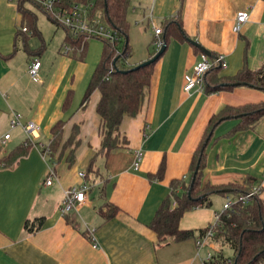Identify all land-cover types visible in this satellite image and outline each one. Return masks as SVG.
Masks as SVG:
<instances>
[{"label": "crops", "instance_id": "0c3cea01", "mask_svg": "<svg viewBox=\"0 0 264 264\" xmlns=\"http://www.w3.org/2000/svg\"><path fill=\"white\" fill-rule=\"evenodd\" d=\"M18 1L0 0V160L28 138L22 125L11 126L14 112L21 113L23 121L40 126L35 143L48 144L51 128L59 119L68 121L66 132L80 123L81 143L73 166L63 160L57 164L58 178L52 185L44 184L49 164L35 145L12 166L0 165V264H205L207 250L198 251L197 240L214 212L221 210L215 200L222 197L225 202L227 197L215 194L212 206L184 214L181 228L196 231L190 239L161 241L150 222L171 193L172 180L189 177L194 151L210 117L226 106L264 100V90L247 85L187 92L184 76L201 53L191 41L207 48L212 57L225 55L224 75L236 74L245 63L253 69L263 66L264 0L130 1L129 21L146 41V51L133 64L150 59L154 29L168 19H179L189 40L171 38L155 65L142 109L123 119L129 148L116 149L107 158L97 157L98 171L106 181L98 178L101 184L72 215H62L60 207L64 190L82 181L78 172L87 171L100 148L101 118L96 110L100 93L94 91L85 106L73 98L64 109V101L70 89L75 93L86 85L94 65L63 49L64 29L51 44L42 38V47L31 43V37L26 41L20 32L23 16ZM239 10H249L250 18L235 33L232 28ZM34 59L41 61L40 81L29 73ZM238 122L239 118L230 117L215 128L207 147L204 179L228 184L255 177V185H263L260 196L264 201V117L253 128L231 133ZM8 133L10 139L3 142ZM138 148L145 156L136 170L133 162ZM99 158L104 159L105 170ZM160 167L161 176L157 174ZM96 187L101 188L98 201ZM108 201L119 210L105 220L100 209ZM38 217H44L43 226L27 231L25 222Z\"/></svg>", "mask_w": 264, "mask_h": 264}, {"label": "trees", "instance_id": "16d2710c", "mask_svg": "<svg viewBox=\"0 0 264 264\" xmlns=\"http://www.w3.org/2000/svg\"><path fill=\"white\" fill-rule=\"evenodd\" d=\"M93 1L96 5L95 9L103 11L106 19L112 27L117 29L120 36V39L114 42L109 39L99 38L105 43L102 59L96 66L81 101L82 106H85L94 91L98 90L100 93L96 107L97 113L101 118L100 148L92 159L86 174L91 181L96 182L99 178L104 183L106 180L97 168V157L101 155L107 158L116 149L129 148V138L121 127L123 119L126 116H136L142 109L150 91L155 65L161 56L156 61L135 69L137 64H131L128 60L131 55L129 44L131 23L128 18L131 0ZM18 3L19 10L23 16L22 26L28 29L27 31H23L22 28L20 30L21 33L26 35V41L32 36L41 35L38 25V13L27 6L31 2L29 0H19ZM32 5L37 10L44 12L49 20L64 29L65 38L63 44H67L70 47L67 53L84 60L89 46L88 39L85 40L83 36L71 34L67 28L59 25L40 6ZM162 29V38L167 45L166 50L171 38L180 41L189 40L179 19H168ZM197 50L202 52L199 47H197ZM156 53L157 51L153 47L150 51V58ZM222 70V66L214 64L206 72L204 76V90L206 92L231 89L240 85L264 90V65L253 69L245 63L234 75H222ZM73 93V89L68 91L64 101V109H68L71 104ZM230 117L239 118V122L231 130V133L253 128L264 117V100L246 105L226 106L218 114L210 117L203 137L194 151L189 177L172 180L171 193L161 202L154 218L150 222V227L156 232L161 241L169 237H174L177 240L193 238L195 230L183 229L180 226L181 219L187 211L201 206H212V197L215 194L224 197L230 195L240 196L248 193L255 185L257 179L252 176H247L242 182L228 184H213L204 179L207 167V147L214 136V130L218 124ZM67 123V120L59 119L51 128L49 141L51 149L50 163L56 171L57 164L62 160L67 162L70 167L75 164L76 150L81 143L80 123L75 122L71 129L66 132ZM32 145L31 143L25 144L24 141L2 158L0 165L12 166L18 161L20 156L27 153ZM158 171L157 174L161 176L163 167H160ZM104 206L108 208L106 211L103 210ZM118 210V206L108 201L101 206L100 213L105 220H108ZM44 220V217H38L33 220L28 219L25 222V229L29 232H34L43 226ZM223 222L224 226L219 231V236L223 243L233 250V264H264V201L261 196L252 197L248 203H238L234 210L224 214ZM204 232L205 230H203L201 235ZM221 262H224V259Z\"/></svg>", "mask_w": 264, "mask_h": 264}, {"label": "built area", "instance_id": "2783aa9c", "mask_svg": "<svg viewBox=\"0 0 264 264\" xmlns=\"http://www.w3.org/2000/svg\"><path fill=\"white\" fill-rule=\"evenodd\" d=\"M32 4L40 6L61 26L67 28L71 34L75 36H83L85 40L90 38H105L114 42L120 39L117 29L111 26L109 21L103 14L102 10H96L95 2L93 0H29ZM30 3V4H31ZM250 18L249 10H239L236 13L235 21L233 24V31L239 33L243 26L248 22ZM23 31H27V27H21ZM155 38L153 40V47L156 51H159L165 44L162 38V27H156L154 29ZM63 49L68 52L70 47L67 44H63ZM226 66L225 55L219 54L215 58H210L208 54L201 52L199 60L194 65L191 71L187 72L184 76L185 86L184 89L187 92L198 88L204 90V76L206 72L214 65ZM41 67V61L34 59L29 67V73L34 80H42V76L39 73ZM22 125L27 133L28 138L25 140V144H34L39 138L40 126L34 121H23L21 113L14 112L11 119V126L17 127ZM11 134L8 133L4 136L3 142L10 139ZM43 158L48 162V175L44 180L45 185H52L58 178L57 171L51 166L50 154L51 149L48 144L37 143ZM145 152L142 148H138L134 151L133 168L139 169L141 162L143 161ZM78 176L81 178V182L77 185H72L64 190V197L60 207L62 215H68L72 212H77L80 206L85 204L89 199L90 192L95 186L101 184L100 181L93 182L87 178L86 171H79ZM263 185L262 183L256 184L252 189L240 196H228L223 204L221 210L214 212L213 220L206 227L205 232L197 240L198 251L206 248V254L204 257L205 264H233V255L225 254V247L227 244L223 243L219 236V231L223 228V216L226 212H230L235 209L236 205L240 202L248 203L252 197L261 195ZM96 245V244H95ZM224 259V262L221 260Z\"/></svg>", "mask_w": 264, "mask_h": 264}, {"label": "rangeland", "instance_id": "374dc122", "mask_svg": "<svg viewBox=\"0 0 264 264\" xmlns=\"http://www.w3.org/2000/svg\"><path fill=\"white\" fill-rule=\"evenodd\" d=\"M28 5L29 7H31L38 13V24L42 31L41 37H39L38 35H35L31 37L30 42L35 44L36 47H42L43 39L45 40L46 43L51 44L52 40L57 36L55 34H57V32L61 34V32H63V28L57 26L54 22L49 20L48 16L44 12L37 10L32 4L28 3ZM141 35L142 34L140 32H137L131 26V30L129 32V36H130L129 44H130V49H131V55L128 57V60L131 64H133L135 60H138V58L146 51V41L144 40V37H142ZM88 41H89V46H88L87 54L84 58V61L85 63L90 62L92 65H94V67H92V74H93L94 72L93 68H96V66L101 62L103 48H104L105 43L103 40H100L98 38H90L88 39ZM152 49L153 48L150 47V51ZM91 76L88 79V82L86 83V85L83 84L82 89L79 92L75 91L74 93L73 98L75 101L78 100V104H80L83 99L87 86L90 82ZM35 142L36 141H34L33 145L38 147V144ZM104 162H105L104 159L99 158V166L102 170H105ZM88 166H89V163L86 166L85 170L88 169ZM48 173L49 171L47 170L44 180L47 178ZM100 189L99 187H96L94 190L95 201H98L99 199ZM223 204H224V200L222 197L217 198L214 203L215 207H218L220 209L223 208ZM224 251L226 255H233V250L228 245H226Z\"/></svg>", "mask_w": 264, "mask_h": 264}, {"label": "water", "instance_id": "95a60500", "mask_svg": "<svg viewBox=\"0 0 264 264\" xmlns=\"http://www.w3.org/2000/svg\"><path fill=\"white\" fill-rule=\"evenodd\" d=\"M191 42H192L195 46L199 47V48L201 49L202 52H204V53H206V54H208V55L211 54V52H210L207 48H205L204 46H202L199 42H197V41H191ZM166 47H167V45H166V43H165V44L161 47V49H160L159 51H157V53H156L152 58H150V59H148V60H146V61H144V62L138 64V65L135 67V69H136V68H139V67H141V66H143V65H146V64H149V63H151V62L156 61L160 56H162V54H164V52L166 51Z\"/></svg>", "mask_w": 264, "mask_h": 264}, {"label": "bare ground", "instance_id": "6f19581e", "mask_svg": "<svg viewBox=\"0 0 264 264\" xmlns=\"http://www.w3.org/2000/svg\"><path fill=\"white\" fill-rule=\"evenodd\" d=\"M209 57L212 58L210 55H209ZM214 58H215V57H214ZM212 59H213V58H212ZM226 64H227V62H226ZM222 67H223V66H222Z\"/></svg>", "mask_w": 264, "mask_h": 264}]
</instances>
